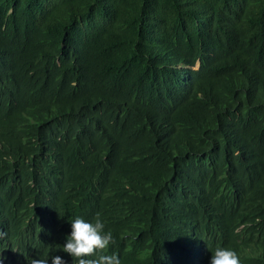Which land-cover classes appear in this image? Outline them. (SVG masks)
Returning <instances> with one entry per match:
<instances>
[{
	"label": "trees",
	"instance_id": "obj_1",
	"mask_svg": "<svg viewBox=\"0 0 264 264\" xmlns=\"http://www.w3.org/2000/svg\"><path fill=\"white\" fill-rule=\"evenodd\" d=\"M97 214L121 264H264V0H0V257Z\"/></svg>",
	"mask_w": 264,
	"mask_h": 264
},
{
	"label": "clouds",
	"instance_id": "obj_2",
	"mask_svg": "<svg viewBox=\"0 0 264 264\" xmlns=\"http://www.w3.org/2000/svg\"><path fill=\"white\" fill-rule=\"evenodd\" d=\"M69 222L70 232L60 250L71 257L72 264H121L116 252L104 254V250L115 244V237L106 229L99 214L91 220L78 215ZM211 253L209 264H240L238 254L231 248L218 246ZM0 264H3L2 257ZM32 264H68V261L60 255H52L33 259Z\"/></svg>",
	"mask_w": 264,
	"mask_h": 264
}]
</instances>
